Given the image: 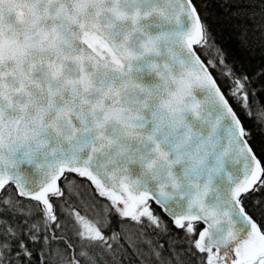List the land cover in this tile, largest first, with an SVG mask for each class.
I'll use <instances>...</instances> for the list:
<instances>
[{"label":"water","instance_id":"water-1","mask_svg":"<svg viewBox=\"0 0 264 264\" xmlns=\"http://www.w3.org/2000/svg\"><path fill=\"white\" fill-rule=\"evenodd\" d=\"M190 0H0V191L50 209L65 171L126 215L144 199L198 251L250 262L264 234L238 197L262 168L193 49Z\"/></svg>","mask_w":264,"mask_h":264},{"label":"trees","instance_id":"trees-1","mask_svg":"<svg viewBox=\"0 0 264 264\" xmlns=\"http://www.w3.org/2000/svg\"><path fill=\"white\" fill-rule=\"evenodd\" d=\"M201 37L193 49L236 114L262 168L239 204L264 234V0H190ZM39 202L0 191V264H207L195 239L202 224L175 226L145 199L133 214L118 210L82 172L65 171ZM88 226H87V225ZM92 226L97 236H88ZM264 264V251L251 262Z\"/></svg>","mask_w":264,"mask_h":264},{"label":"rangeland","instance_id":"rangeland-1","mask_svg":"<svg viewBox=\"0 0 264 264\" xmlns=\"http://www.w3.org/2000/svg\"><path fill=\"white\" fill-rule=\"evenodd\" d=\"M85 233H87L88 236H94V237L98 235V231L96 230V228L92 226L86 227ZM205 253L207 254V257H206L207 264H225L223 261L217 258L213 250H210Z\"/></svg>","mask_w":264,"mask_h":264}]
</instances>
